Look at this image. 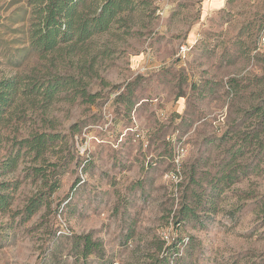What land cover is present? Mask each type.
Here are the masks:
<instances>
[{
  "label": "rangeland",
  "instance_id": "374dc122",
  "mask_svg": "<svg viewBox=\"0 0 264 264\" xmlns=\"http://www.w3.org/2000/svg\"><path fill=\"white\" fill-rule=\"evenodd\" d=\"M35 19L0 0V80L75 82L0 116V264H264V0H136L46 53ZM45 131L37 157L22 140Z\"/></svg>",
  "mask_w": 264,
  "mask_h": 264
},
{
  "label": "trees",
  "instance_id": "16d2710c",
  "mask_svg": "<svg viewBox=\"0 0 264 264\" xmlns=\"http://www.w3.org/2000/svg\"><path fill=\"white\" fill-rule=\"evenodd\" d=\"M36 4V19L30 31L31 46L43 53L56 49L61 43H80L89 40L93 35L108 30L118 15L124 11H132L136 7V0H103L100 6L92 9H81L83 0H30ZM71 77H56L42 85L43 90L32 83L27 84L21 76L15 75L0 80V116L16 100L20 92L32 93L38 91L45 99L51 101L67 84L74 83ZM25 84V85H24ZM26 88L23 89V87ZM84 95V94H83ZM264 119V110L259 108ZM60 137L56 132H40L32 138H25L22 143H27L36 156H41L48 146ZM15 159L11 160V165ZM7 184H0V210L6 209L11 200L9 193L3 192ZM42 201L32 200L26 208L27 217L36 212ZM198 206L183 205L180 217L176 221L199 218ZM85 240L83 253L85 256L93 252L96 244L90 235L83 236Z\"/></svg>",
  "mask_w": 264,
  "mask_h": 264
}]
</instances>
